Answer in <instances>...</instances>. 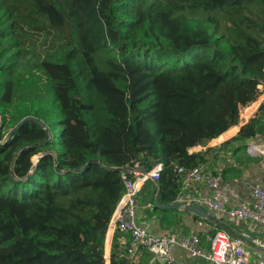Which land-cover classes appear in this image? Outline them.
<instances>
[{"label":"trees","instance_id":"16d2710c","mask_svg":"<svg viewBox=\"0 0 264 264\" xmlns=\"http://www.w3.org/2000/svg\"><path fill=\"white\" fill-rule=\"evenodd\" d=\"M263 83L264 0H0V133L35 117L0 134V264H129L118 231L104 257L125 168L162 162L173 203L172 162H204Z\"/></svg>","mask_w":264,"mask_h":264},{"label":"built area","instance_id":"2783aa9c","mask_svg":"<svg viewBox=\"0 0 264 264\" xmlns=\"http://www.w3.org/2000/svg\"><path fill=\"white\" fill-rule=\"evenodd\" d=\"M263 87V85H259ZM248 151L257 150L264 152V145L257 149L254 145L247 146ZM193 147L188 149L189 154H195ZM175 175L179 177L181 189L189 188L193 183H203L210 194L202 199H183L176 196L173 203L188 205L196 202L204 205L211 217L221 223V218L246 220L264 227V186L259 182L252 185L254 200L248 204H237L229 206L222 192L223 176L215 173L204 162L197 163L191 167H185L172 162ZM164 165L156 162L153 167L145 171L137 163L128 166L126 171L133 178L122 175L125 190L112 212L109 224L111 231L120 233L123 249L128 255L140 253V249L150 254V261H159L163 264H177L173 255V248L184 249L191 257H202L211 264H264V237L251 236L248 233L232 235L225 228L216 229L208 237V250L200 246L203 232L197 231L191 234H155L149 232L136 220L137 198L143 183L147 180L156 182ZM202 220L197 221V226H203ZM252 244L261 251L259 257L250 258L245 246ZM105 259H108L104 255ZM106 264V261H105ZM121 264V263H118Z\"/></svg>","mask_w":264,"mask_h":264},{"label":"crops","instance_id":"0c3cea01","mask_svg":"<svg viewBox=\"0 0 264 264\" xmlns=\"http://www.w3.org/2000/svg\"><path fill=\"white\" fill-rule=\"evenodd\" d=\"M261 106L262 109H259ZM257 114L263 117L264 123V90H262L257 97L246 101L240 106L239 118L235 125L229 127L220 134L219 137L217 136L209 140L205 145L193 147L196 151L195 153H200L201 157L204 159V163H206L211 170L215 173H221L223 176L222 192L229 206L252 202L254 200L252 185L255 182H259L264 186V152L260 153L257 150H247V146L249 145H254L257 149H259L261 145H264V134H256L255 136L247 138L245 141L231 139L238 133L241 126L245 125L250 118ZM227 140L228 142L226 143L225 141ZM147 182H150L152 195L151 198L147 196L142 208L147 212V215L154 224V230H150L152 233L182 235L201 231L203 235L201 236L200 246L206 250H208L209 247L208 237L219 228H225L232 235L248 233L251 236L264 237V227L250 221L226 219L222 217L221 223H217L212 217L202 216L184 210L183 207L179 209H170L158 206L155 201L157 190L154 192V184H156V182L147 180L143 183L141 189ZM209 194L210 190L203 183H193L189 188L181 189V191L179 190V196L183 199L182 201L195 198L202 199ZM160 204L164 205V203L161 202ZM190 204L204 207V205L196 202H191ZM111 219L112 213L106 219L105 223L106 232L104 243L106 242L108 232L110 234L107 238L109 240L108 256H110L111 242L115 233V231L108 230ZM199 220L204 222V225L201 227L197 226V221ZM147 230L149 231V229ZM121 237L122 236L118 234L115 239L116 242L119 243L120 248L123 247L122 241L120 240ZM245 248L250 258L259 257L261 255V251L253 247L250 243L246 244ZM173 255L177 264H211L202 257L189 256L187 252L180 247L173 248ZM128 258L129 264H163L159 261H150V254L144 249H140V253L138 254L128 255Z\"/></svg>","mask_w":264,"mask_h":264},{"label":"rangeland","instance_id":"374dc122","mask_svg":"<svg viewBox=\"0 0 264 264\" xmlns=\"http://www.w3.org/2000/svg\"><path fill=\"white\" fill-rule=\"evenodd\" d=\"M9 132H10V129H3L2 132L0 133L2 135L1 137H7ZM37 157H38V155L33 156L32 160L34 162H36L35 160L37 159ZM147 193H149V194H147ZM151 195H152V189H150V182H147L145 184V186L139 192V198H138L137 207H136V214H137L136 220H137V222L139 224L143 225L145 228L149 229V231L154 230V226H153L154 224L150 220L149 216L147 215V212H145L142 207L145 204L147 196H149L151 198ZM101 229H104L103 226ZM105 232H106V230H105ZM108 258H109V256H108ZM108 262H109V260H108Z\"/></svg>","mask_w":264,"mask_h":264},{"label":"water","instance_id":"95a60500","mask_svg":"<svg viewBox=\"0 0 264 264\" xmlns=\"http://www.w3.org/2000/svg\"><path fill=\"white\" fill-rule=\"evenodd\" d=\"M28 119H35V117H33V116H27L24 119H22L21 121H19L14 127H12L10 129V132L8 133L6 139H9L11 137L12 133L19 126H21L24 123V121H26ZM38 122H39V124H41L42 126H44L43 125V122H41V121H38ZM39 156L40 155H38V157ZM38 157L35 160L36 162L38 161ZM155 201H156V204L158 206H161V207L170 208V209H179V208L183 207L184 210L191 211L193 213H196V214H199V215H202V216H209V217H211V215L209 214L208 210H206L204 207L199 206V205H193V204H190V205H182L181 202L180 203H170V204L161 205L160 204V201H159V188H157V193H156Z\"/></svg>","mask_w":264,"mask_h":264},{"label":"bare ground","instance_id":"6f19581e","mask_svg":"<svg viewBox=\"0 0 264 264\" xmlns=\"http://www.w3.org/2000/svg\"><path fill=\"white\" fill-rule=\"evenodd\" d=\"M109 229L111 230V228H109ZM109 235H110V234L108 233L107 238L109 237Z\"/></svg>","mask_w":264,"mask_h":264}]
</instances>
